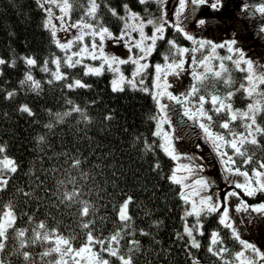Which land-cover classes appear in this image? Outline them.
Here are the masks:
<instances>
[{"label": "trees", "instance_id": "obj_1", "mask_svg": "<svg viewBox=\"0 0 264 264\" xmlns=\"http://www.w3.org/2000/svg\"><path fill=\"white\" fill-rule=\"evenodd\" d=\"M70 3L73 5L71 21L83 18L88 23H101L114 33L120 31L123 22L111 15L109 6L120 15L125 14L122 5L127 3L132 10L140 12L143 18L159 16L158 5L154 0L144 5L138 0H97L101 6L96 20L85 16L88 0H70ZM44 19L45 13L37 6L36 0H0V58L15 61V67L0 66L3 71V75H0V89L3 90L0 91V144L6 146L5 154L14 158L19 165L7 191L0 192V211L11 202L17 215L16 223L8 230V239L4 241L5 248L0 251V262L57 264L61 254L52 251L56 246L53 230L69 238L73 249L86 242L88 230L79 227L81 205L74 204L69 208L57 199L63 192L72 191L73 186L67 180L76 177L78 185L83 188L80 199L89 201L96 209L94 215L84 218L85 222L89 219L95 221L93 235L106 240L120 231L119 253L125 257L131 255L133 264H192L193 257L199 264H233L235 253L242 245L232 238L230 230L217 224L215 215L204 221V235L196 233L201 244L199 249L186 248V237L185 240L177 239L176 233L183 232L182 218L186 204L180 197V185L168 179L174 160L159 148L154 154L144 151V139L149 142L160 141L159 137L152 135L155 121L150 117L158 113L152 96L132 90L127 85L123 92H113L110 83L112 72L107 70L100 76H85L83 65L65 67V53L55 45L50 31L43 27ZM147 27L150 29L151 26ZM167 37L175 38L179 45L190 43L171 29ZM166 51V40L158 41L156 51L149 58L150 64L164 63L161 53ZM24 57L35 58L37 65H26ZM55 57L61 58L60 70L68 74L67 81L53 80L51 72L56 70V66L51 61ZM46 60L49 72L41 70ZM122 67L129 73L133 66L128 64ZM226 67L232 84L225 85L223 80L216 81L209 74L205 82L207 91L201 94L223 96L246 84V72L238 71L231 62H226ZM29 72L40 81L41 88L38 91L20 85ZM152 75L153 67H150L144 79V86L149 89ZM224 78L227 79L228 74ZM74 79H80L91 87L67 89L64 85ZM50 80L52 83H48ZM10 91H15L16 96L5 99L6 93ZM248 101L249 96L241 90L233 96L232 105L242 109ZM25 104L31 108L32 116L18 110ZM74 107L81 111H72ZM205 107L210 108L211 105L206 104ZM261 107L262 111L256 118L259 125L264 127V100ZM65 112L71 114L63 116ZM56 114L63 116V119H58ZM109 114L113 118L106 120ZM243 123L237 120L233 125L234 130L244 132ZM49 124L51 128L46 127ZM41 136L44 137L43 141L39 140ZM138 136L142 138L139 141L136 139ZM258 140L260 147L245 145L248 154L253 156V163L243 166V169L252 170L258 166L257 162L264 161V137H258ZM74 159L81 161L78 169L71 168ZM236 159L239 166L241 158ZM157 161L160 169L153 171ZM81 173H87L88 179H82ZM60 180L66 182L63 187L58 186ZM17 189L32 195L26 197ZM127 196H131L134 201L129 205L131 227H124L117 215L119 205ZM246 198L248 202H260L264 200V194ZM29 217L32 219L29 220ZM187 220L191 224L194 217H188ZM41 221L45 223V229L37 227ZM19 230H24L23 237L18 235ZM213 230H218L224 241L213 246L214 251L220 247L228 249L220 256L208 251ZM37 231L41 232V236L47 232L51 239H36ZM141 231L149 234L141 235ZM132 241L139 242L138 251ZM113 247L116 245L113 244ZM130 248L132 252H129ZM93 249L100 252L99 245ZM24 253L28 254L27 258ZM100 256L107 259L109 264H120L116 257L106 252H100ZM245 256L254 258L250 250L245 252ZM67 258L73 263L70 254ZM257 264L260 262L257 261Z\"/></svg>", "mask_w": 264, "mask_h": 264}, {"label": "snow or ice", "instance_id": "obj_2", "mask_svg": "<svg viewBox=\"0 0 264 264\" xmlns=\"http://www.w3.org/2000/svg\"><path fill=\"white\" fill-rule=\"evenodd\" d=\"M141 5L149 3V0H138ZM158 5L159 16L154 18L144 19L139 13L133 12L127 3L122 5L124 15H120L115 8L108 7V11L112 16L123 22V27L120 29L118 35L114 34L107 26L101 23L92 24L84 21L83 18L75 22H71V10L72 3L70 0H36L37 6L46 14V19L43 27L50 31V35L55 45L61 49L64 53V65L67 68H75L83 65L86 69L85 76L102 75L105 70L117 74L114 79L110 81L113 92H123L125 85L132 90H139L148 93L152 96L156 105L158 106L159 116H151L150 119L155 121L156 130L152 133L154 137H159L161 142L152 140L149 142L144 139V151L155 153V150L159 148L170 157L172 160H179L180 155L177 153V148L174 144V137L164 129V125L170 123L168 118V111L170 105L162 103L161 99L166 98L168 101H173L175 104L183 105L184 115L189 120L194 121L200 129L203 130L206 141L210 142L213 150L220 157L221 162L225 166V172L231 175H238L244 177L243 182H234L233 188L224 192L223 198L219 195L216 197L212 195H202L203 192L209 188L212 183L203 177L196 179L193 184L198 186V189H194L188 193L184 189L189 188L188 180L189 176L195 175V169H201L202 165H195L194 163L181 165L179 169H173L168 179L177 185L181 186L180 197L185 204L190 203V208L185 210L184 227L183 232L176 233L177 239L185 240V247L199 249L201 247L200 242L196 238V233L204 235V221L215 215L217 217V224L225 229L231 231L233 239L239 241L242 245V251L236 253L237 259L240 260V264H264V252H262L255 244L250 243L241 238L238 230L235 218L232 215V198H237L238 204L234 206L235 212H243L251 218L255 213L257 217L264 219V200L256 204H249L246 199L256 198L258 195L264 194V162H257V167L252 169L251 176L247 170H242L243 166L251 165L253 163V156L248 154L245 145H254L260 147L258 137H264V127H261L257 123V114L262 111V107L259 101L255 104H248L247 110L242 111L240 109H233L232 98L236 95V92L243 90L247 96L252 97L254 94L264 95V93H258L257 89L260 84H264V65H260L258 62L253 61L248 57L242 48L237 47V41L233 37L228 40L216 43L215 41L200 38L194 34L193 30L188 28V21L190 16L194 17L196 12L202 7H210L214 11H220L223 8V0H212L209 4V0H174V12L172 18L168 17L167 5L168 0H154ZM89 7L85 12V16L91 17L93 20L97 19V11L100 8V4L97 0H88ZM107 6V5H106ZM53 7L59 9L61 13L54 17ZM186 10L190 13L185 15ZM258 11L264 14V4H262ZM147 12V9H145ZM60 21V26L53 23V19ZM133 21V23H129ZM198 29H204L206 26H210L209 18H201L195 21ZM152 26V35L148 36L144 29L146 26ZM71 29H76L79 34L72 39H68L66 42H61L57 37L58 31L70 32ZM186 41L191 42V47L180 46L175 38L167 37L168 30ZM137 32L138 38H134L132 33ZM89 37L90 42L84 43L85 37ZM106 40H112L114 45H123L127 48L129 56L127 58L119 57L115 54L106 53L104 50V42ZM167 43V51L161 53L163 66L160 63H156L154 66L150 64L149 58L157 49L158 41H165ZM77 45V51H71L73 46ZM133 49L137 51L133 53ZM210 50L208 55H203L205 50ZM225 49L228 55L219 56L217 50ZM70 52V54H69ZM196 53H201L202 59L196 58ZM91 59L92 61H101L99 66H90L84 64L85 59ZM188 58L191 59V65L193 70L191 72L192 83L186 88L185 91L174 94L169 89L172 88V84L168 83V77L172 76L179 78L185 71V64L188 62ZM24 63L28 66L35 67L37 60L33 57H24ZM218 60V68L214 69L209 66V61ZM231 62L232 65L240 72H246L245 80L247 81V87L244 84L240 85V88L235 92L228 91L226 95L207 93L201 94L202 91H207L206 81L209 79V74L216 80H223L225 85H231L232 80L229 74V70L226 67L225 62ZM56 70L51 72V76L55 81H67L69 76L66 72H61V58L56 57L51 61ZM133 65V70L130 76H125L121 71V65ZM8 65L9 67H15V61H6L0 58V66ZM48 61L44 62V66L41 68L43 72H49L47 67ZM245 65L246 67H241ZM154 67L155 79L154 90L144 86V75L147 69ZM198 67H203V71H196ZM225 74H228V78L225 79ZM0 75H3V71L0 70ZM163 81V83H161ZM52 83V81H48ZM20 85H27L32 91H38L41 88L40 81L34 79L31 73H26L24 79L20 81ZM69 90L77 88L91 87L83 83L80 79H74L71 83L64 85ZM0 91H3L0 89ZM16 96L15 91L7 92L5 99H13ZM71 103V101H69ZM210 104V108H206L205 105ZM22 113H27L29 116L33 115L31 108L28 105H21L18 109ZM74 112H80L81 109L74 107ZM71 113L65 112L63 116H68ZM57 118L62 120L63 116L56 114ZM221 117H227L221 120ZM113 117L111 114L105 117L106 120H111ZM237 120L244 121V132H236L233 125ZM51 128L52 125H46ZM213 129H218L214 131ZM139 141L142 138L136 137ZM39 140L43 141L44 137H39ZM199 147V145H197ZM231 151V155L229 154ZM6 146L0 144V192L7 191L14 174L18 172L19 165L14 158L7 156ZM237 157L241 158V164L237 165ZM189 161H194V157H188ZM81 165L79 159H74L71 164V168L78 169ZM160 169V164L157 161L153 165V171ZM184 171L187 175H178V171ZM81 177L84 180L88 179L87 173H81ZM65 180L58 181V186L63 187ZM67 183L71 184L72 191H65L57 197L60 204L71 207L74 204H80L79 209V227L87 229L86 242L78 250L73 249L71 246V240L65 238L63 235L55 234V247L52 251L61 254V260L57 261V264H67L64 260V256L72 254L71 258L74 264H109L107 259H103L100 256V252H106L111 257H116L120 264H133V258L131 255L125 257L119 253V242L121 237L120 231L107 237V247H105V238H100L93 235L92 229L95 227L94 220H87L84 218L90 214L94 215L96 209L89 201L80 199L83 195V188L78 185L76 177H71L67 180ZM239 190V191H237ZM26 197H30L32 193L24 192L23 189H17ZM241 193L243 196H241ZM195 197V198H193ZM133 198L127 196L123 200V203L118 207V219L123 222L124 227H131L130 221L132 217L129 215V205L132 204ZM194 217V222L189 224L187 218ZM32 218L29 217V220ZM17 220L14 206L11 202L4 206L0 211V251L5 248V243L8 239V230L13 228ZM251 222V219H250ZM157 225L159 222H156ZM39 229H45L46 225L43 221L37 226ZM123 229H121L122 231ZM24 230H19L18 235L23 237ZM149 233L141 231V235L147 236ZM43 239L48 241L51 239L47 232H36V239ZM75 239V237H72ZM211 246L208 248L213 255L220 256L222 253L228 251L226 247H220L214 251L213 246L217 244H223L220 232L213 230L210 233ZM113 244L116 247H113ZM135 249L139 250V242L132 241ZM96 245L100 246V252L93 251ZM63 248V251H62ZM251 251L254 254V258H247L245 252ZM133 249L130 248L129 252ZM89 255L85 256L84 254ZM45 253L44 255H48ZM190 256L192 253L189 251ZM25 258L28 254L24 253ZM80 257V259H76ZM2 264V262H0ZM192 264H199V261L193 257Z\"/></svg>", "mask_w": 264, "mask_h": 264}, {"label": "rangeland", "instance_id": "obj_3", "mask_svg": "<svg viewBox=\"0 0 264 264\" xmlns=\"http://www.w3.org/2000/svg\"><path fill=\"white\" fill-rule=\"evenodd\" d=\"M211 2L212 0H209V4ZM262 4H264V0H223V8L220 11H214L210 7L202 6L196 12L194 17L190 16V13L186 10L185 15L190 16V19L188 21V28L193 30L194 34L197 36L198 39L204 38L215 41L216 43L234 37L237 41V47L242 48L244 52L247 54V56L252 58L253 61L258 62L260 65H264V14L258 11V8ZM174 10H175L174 0H168L167 12H168V17L170 19L172 18ZM132 11L140 14V12L134 10ZM53 12H54V17L61 14L59 12V9L55 7H53ZM150 18H154V17H150ZM201 18H209L210 26H206L204 29H198L196 27L195 21H198ZM45 19H46V14H45ZM144 19L146 20L148 18H144ZM71 22H75V21H71ZM53 23L57 26V28H59L60 26L59 20H56L54 18ZM129 23H133V21H129ZM144 31L148 36H151L153 31L152 26L150 27V29H148V27L146 26ZM119 32L117 33L113 32V33L118 35ZM78 34L79 32L76 29H71L70 32L58 31L57 37L63 43L66 42L68 39L74 38ZM132 35L134 38H138L137 32L132 33ZM89 42H90L89 37L86 36L84 43H89ZM180 46L191 47L192 45L190 42L188 44H182ZM77 50H78V46L74 45L71 51H77ZM104 50L106 53L115 54L122 58H127L129 56V52L127 48L123 45V43L119 45H114V42L112 40H106L104 42ZM136 51H137L136 49H133V53H135ZM209 51L210 50L206 49L203 55H208ZM217 52L219 56L228 55L225 49H218ZM196 57L198 60L203 58L201 53H198ZM83 63L95 67V66H99L101 61L99 60L92 61L89 58V59H85ZM160 64L163 66L164 63H160ZM218 64H219L218 60L209 61V66L214 69L218 68ZM119 67L125 76H130L134 66L131 68V71L129 73H127L123 69L122 65ZM241 67H246V66L241 65ZM192 70H193V66L191 65V59L188 58V62L185 64V71L180 75L179 78H175L172 76L168 77V83L172 84V88H170L169 90L172 91L174 94L185 91L186 88L193 82L191 77ZM195 70L202 72L203 67H198ZM116 75L117 74L112 73L110 81L114 79ZM146 75H147V71L146 74L144 75V79ZM154 79H155V70L153 67V75H152L150 90H154L153 88ZM161 83H163V81H161ZM245 85H246L245 87L248 86L247 81ZM257 92L264 93V86H261L260 84L257 89ZM263 100H264V95L254 94L252 97H249V101L247 102L245 107L240 110L246 111L248 104H255L257 101H259L262 106ZM161 102L170 105L168 111V118L170 123L164 125L163 127L175 138L174 144L177 148L178 155H180V159L174 161V164L172 166V171L173 169H179L181 165H186L190 163L203 166L201 169H195L196 172L195 175L189 176L188 180L186 181V183H188L189 185V188L184 189V191L188 193L194 189H198V186H195L193 182L196 179L203 177L207 180H210L212 183L210 184L206 192L202 193V195H212L214 197L219 195V197L222 199L224 192L231 190L233 188L234 182H243L244 177L238 175H231L225 172L224 164L221 162V159L217 155V153L213 150L211 143L206 141L203 130L200 129L194 121L189 120L188 117L184 115L183 105L175 104V102L168 101L166 98H162ZM233 109H237V108L233 106ZM159 115L160 113L158 111L157 116ZM257 123L259 124L258 120ZM155 130H156V124H155ZM197 145H199V147H197ZM188 157H194V161L190 162ZM242 170H247V169L242 168ZM247 171L251 176L252 170H247ZM177 174L181 176L187 175V173L182 170L178 171ZM180 192H181V186H180ZM241 196H243L242 193ZM243 198L247 200L246 197ZM122 203L123 202H121V204ZM248 203L256 204L259 202H248ZM236 204H238V200L237 198L234 197L232 198L231 201L232 215L235 218L241 238L250 243L255 244L262 252H264V219L257 217L255 213H253L251 218H249L248 215L243 212H235L234 206ZM190 206H191L190 203L186 204V207L183 212V216L185 214V210L189 209ZM84 244L85 243L81 244L79 247L75 249L78 250ZM242 250L243 249L241 247V249L237 250L236 253ZM93 251L95 250L93 249ZM236 253L233 264H237L238 261H240L239 259H237ZM84 255L87 256L89 254L85 253ZM71 256L72 254H70V257ZM76 259H80V257H77ZM64 260L67 261V264H74V261L73 263L69 262L67 256ZM81 264H84V261H81Z\"/></svg>", "mask_w": 264, "mask_h": 264}]
</instances>
